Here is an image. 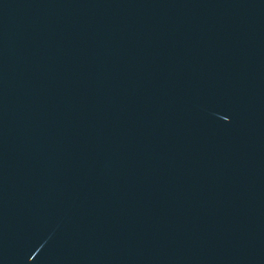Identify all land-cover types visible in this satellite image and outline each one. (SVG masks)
<instances>
[{
	"label": "water",
	"instance_id": "obj_1",
	"mask_svg": "<svg viewBox=\"0 0 264 264\" xmlns=\"http://www.w3.org/2000/svg\"><path fill=\"white\" fill-rule=\"evenodd\" d=\"M0 264H264V0H0Z\"/></svg>",
	"mask_w": 264,
	"mask_h": 264
}]
</instances>
